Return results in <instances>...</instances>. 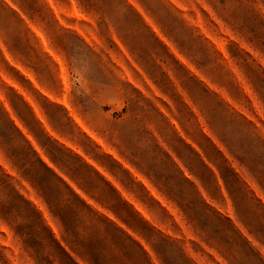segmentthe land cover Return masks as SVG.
<instances>
[{
  "label": "rangeland",
  "instance_id": "1",
  "mask_svg": "<svg viewBox=\"0 0 264 264\" xmlns=\"http://www.w3.org/2000/svg\"><path fill=\"white\" fill-rule=\"evenodd\" d=\"M0 264H264V0H0Z\"/></svg>",
  "mask_w": 264,
  "mask_h": 264
}]
</instances>
